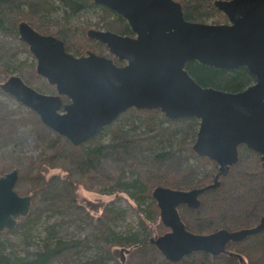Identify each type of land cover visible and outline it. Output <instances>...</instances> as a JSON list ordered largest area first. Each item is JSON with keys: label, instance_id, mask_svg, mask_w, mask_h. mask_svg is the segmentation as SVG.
<instances>
[{"label": "water", "instance_id": "1", "mask_svg": "<svg viewBox=\"0 0 264 264\" xmlns=\"http://www.w3.org/2000/svg\"><path fill=\"white\" fill-rule=\"evenodd\" d=\"M122 16L132 35L91 28L87 35L106 46L112 57L87 51L74 55L64 41L38 32L26 21L17 25L19 39L36 58V72L54 85L55 94L41 93L17 75L0 84L3 92L33 110L41 122L73 145L82 144L129 108L160 109L168 118L194 117L199 126L192 150L218 165L213 182L188 190L156 186L151 192L167 232L149 238L169 261L195 251L218 254L228 241H240L264 229L257 225L234 231H188L177 207H196L199 195L219 184L238 160V146L257 152L264 168V0H214L227 17L224 23L190 21L176 0H93ZM231 69L245 66L254 81L238 91L203 86L186 63ZM66 96L67 102L62 101ZM18 171L0 176V231L26 216L30 195L14 186ZM124 250V251H123ZM121 250V262L124 252Z\"/></svg>", "mask_w": 264, "mask_h": 264}, {"label": "trees", "instance_id": "2", "mask_svg": "<svg viewBox=\"0 0 264 264\" xmlns=\"http://www.w3.org/2000/svg\"><path fill=\"white\" fill-rule=\"evenodd\" d=\"M176 1L181 3L185 19L202 21L216 15V21L212 23L226 22V16L214 6V0ZM84 10L100 12L101 28L132 35L122 16L95 4L93 0H0V32L16 36L18 23L27 20L38 32L61 38L66 50L72 51L74 55L90 51L88 48H93L96 54H102L108 49L87 35L89 28L76 26L69 21V17ZM59 13L61 16L57 15ZM113 61L117 65L124 63L115 57ZM185 67L199 84L222 90L238 91L255 79L245 66L226 69L191 60ZM61 98L63 102L67 101L66 96ZM198 125L199 121L194 117L170 119L158 108H129L114 122L90 136L87 140L99 133L109 134L108 139L92 145L74 146L64 136L55 134L50 150L39 153L32 161L33 167L37 168L34 178L41 189L55 178L68 184L73 192L68 205L86 222H93L94 217L85 205L76 202L74 193L79 187L96 189L102 194L124 192L137 202L141 198H150L146 205L150 209L146 208L148 212L142 217L147 219L146 222L151 221L159 212L151 197L154 187L182 190L203 187L212 183L218 172L216 162L192 150ZM111 165L120 168L123 173H130L131 180L124 182L120 176L113 180L107 172ZM54 168L64 170L65 175L60 178L53 174L46 178L45 172ZM0 169L3 167L0 166ZM218 181L216 187L206 189L199 195L198 206L178 205L177 210L185 228L194 233L206 234L218 229L234 231L257 225L264 215V168L259 154L243 144L239 145L237 162ZM38 195V192L31 195L30 211L25 217L18 216L21 221H17L18 226L28 221L39 209ZM110 216L111 210L104 206L94 223L100 228V239L104 241V250L109 256L112 257L123 248L130 249L124 254L126 264H144L148 259L155 264H264V229L240 241H228L218 254L195 251L179 261H169L156 245L148 242L151 230L147 231V237L132 233L125 236L116 234L109 238V230H105V227ZM143 224L145 230L147 224ZM4 230L9 232L11 229ZM69 245L61 238L48 240L40 250L32 253L31 258L18 264H49L59 258ZM0 263H7V258L1 254Z\"/></svg>", "mask_w": 264, "mask_h": 264}, {"label": "rangeland", "instance_id": "3", "mask_svg": "<svg viewBox=\"0 0 264 264\" xmlns=\"http://www.w3.org/2000/svg\"><path fill=\"white\" fill-rule=\"evenodd\" d=\"M57 15L61 16V13ZM101 18L100 12L84 10L69 17V21L76 26H87V29H103L100 26ZM216 18L217 16L214 15L199 22L212 23L216 21ZM24 21L29 23L27 20ZM22 43L18 33L13 36L0 32L1 82L11 75H17L41 93L55 94V87L37 74L36 58L28 46ZM88 50L97 53L93 48H88ZM69 52L72 53L70 50ZM83 54L85 52L81 53ZM106 54L114 57L107 50L101 55ZM55 134L57 133L40 121L39 116L33 110L0 89V166L3 167L2 170L0 169V176L16 169L18 178L14 190L19 195H32L35 192L39 194V209L28 221L18 226L21 221L17 216L19 223L17 222L15 227L9 232L7 230L0 232V254L7 258V263L0 264H18L26 258H31L32 253L40 250L48 240L50 242L59 238L70 245L59 258L49 264H115L120 262L119 250L113 254L114 257L106 253L104 241L100 239V228L94 223V219L101 213L104 206L111 210V216L105 227V230H109L107 233L110 235L109 238L116 234L125 236L132 233L139 237H147L149 230L151 234L148 238H156L169 230L163 224L159 225L161 223L159 212L155 219H150L151 221L146 222L147 219L142 217L146 216L147 210L150 209L146 207L150 198H141L140 202H137L124 192L112 191L110 194H102L94 188H92L94 190H86L79 187L74 193L77 198L76 202L85 205L89 211L84 207L85 210L93 215V222L89 223L75 214L68 205V200L73 196L68 184L55 178L41 189L38 180L34 178L37 168L33 167L32 161L39 153L50 150L49 146ZM108 138L109 134L106 132L99 133L95 138L85 140L82 146L92 145ZM107 172L113 180L120 176L122 181L128 182L132 177L130 173H123L120 168L113 165ZM65 173L60 168H54L47 170L45 177L48 178L55 174L61 178ZM142 220L147 224L145 230ZM120 263L126 264L125 258ZM144 264L155 263L148 259Z\"/></svg>", "mask_w": 264, "mask_h": 264}, {"label": "bare ground", "instance_id": "4", "mask_svg": "<svg viewBox=\"0 0 264 264\" xmlns=\"http://www.w3.org/2000/svg\"><path fill=\"white\" fill-rule=\"evenodd\" d=\"M17 220V219H16ZM17 224V223H16ZM15 227V226H14ZM6 229V228H5ZM7 229H9V228H7ZM11 229V228H10ZM4 230V229H3ZM1 232V231H0Z\"/></svg>", "mask_w": 264, "mask_h": 264}]
</instances>
